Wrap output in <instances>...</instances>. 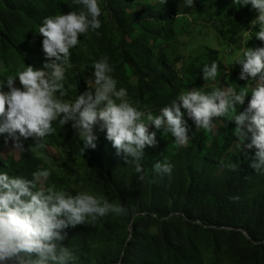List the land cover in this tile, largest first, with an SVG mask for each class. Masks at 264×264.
I'll use <instances>...</instances> for the list:
<instances>
[{
    "label": "rangeland",
    "instance_id": "374dc122",
    "mask_svg": "<svg viewBox=\"0 0 264 264\" xmlns=\"http://www.w3.org/2000/svg\"><path fill=\"white\" fill-rule=\"evenodd\" d=\"M112 1L113 10L101 0L100 35L86 33L78 37L80 44L72 50V67L65 74V87L76 85L77 94L87 88L85 81L90 78L92 62L106 55L114 66L112 75L118 81L117 86L125 87L133 101L157 114L159 108L175 98L181 90L198 88L203 84L205 91L210 90L200 73L203 65L213 60L218 65V86H226L228 78V82L244 87L246 81L238 79L240 66L233 63L234 57L242 46H264L254 36L257 28L251 29L253 33L245 32L249 31V22L255 17V10H251L250 6L235 7L232 0H193L192 7L185 6L184 0ZM161 5L167 7L161 8ZM77 9L78 6L73 5L71 0H0V81L21 69L23 63L40 67L44 60L41 49L43 37L36 30L43 18ZM143 10L159 12V24L153 20L144 21L142 25L131 22V15ZM230 10L236 11L230 13ZM10 14L13 18L7 19ZM130 59H134V67L127 63ZM14 85L19 86L18 81H14ZM76 91L75 88L69 89L67 98H74ZM248 99L246 96V107ZM214 119L218 123L211 131L205 130L202 141L205 148L200 156L215 161L217 176L228 171L230 168L227 165L234 163L235 157L240 154L249 160L250 166L255 153L254 148L247 147L250 139H245L237 148L240 142L233 135L234 122L225 118ZM187 123L192 133L183 147L192 146L204 131L196 130L190 119H187ZM149 130H153L151 125ZM96 136L95 149L85 148L81 154L83 142L66 124L46 138L47 149L31 151L40 160L37 169H50L48 182L72 193L88 190L110 202L120 203L105 184L99 166L91 158L92 152L100 144H109L112 150H117L105 139L103 131H97ZM4 139V136H0V158L3 161L10 158L18 160L21 153H14L13 141L9 138L4 146ZM159 139L170 143L156 153L151 159L152 164L157 161L175 163V155L182 147L174 144L170 134L162 136L160 131H156V140ZM22 143L29 147L31 138ZM180 153L187 154L185 151ZM256 172L257 180L248 189L249 201L258 204L256 217L262 218L254 240L241 228L224 226L216 229L175 214L174 210L183 201V194L171 191V180L164 199L155 198L161 207L164 205L168 208V214L162 218L147 216L146 209L151 205L153 195L150 188L143 185L141 204L134 207L129 215L109 214L95 222L69 228L67 242L65 239L63 246L78 250L90 264H121L129 249L135 257L132 260L134 264H142L136 258L138 253L148 263L176 264L163 243V232L167 230L174 240L183 245L191 264H214L217 261L223 264H264V172ZM164 221H167V225L162 227ZM80 228L86 242L78 248L77 230ZM259 244H262L261 247L257 246ZM72 264L80 263L72 261Z\"/></svg>",
    "mask_w": 264,
    "mask_h": 264
},
{
    "label": "clouds",
    "instance_id": "9594fccd",
    "mask_svg": "<svg viewBox=\"0 0 264 264\" xmlns=\"http://www.w3.org/2000/svg\"><path fill=\"white\" fill-rule=\"evenodd\" d=\"M71 3L78 9L45 16L36 30L43 37L41 66L23 63L21 69L0 81V136L5 143L9 138L13 141L14 153L24 152L22 141L29 138L32 143L27 151L47 149L46 138L68 124L83 142L81 154L85 148L95 149L96 132L103 131L117 154L122 153L125 164L142 173L144 149L157 143L156 131L162 136L170 134L174 144L183 147L192 133L187 119L196 130L211 131L218 123L214 118H225L234 122L233 135L240 142L237 148L250 139L247 147L255 149L250 167L264 172V46H242L234 57L233 63L240 66L238 79L246 81L244 87L228 82V78L226 86H218V65L213 60L205 63L200 73L210 90L205 91L204 84L181 90L153 114L133 101L125 87L117 86L114 66L106 55L92 62L85 91L77 94L76 85L65 87L72 50L80 44L78 37L86 33L99 36L102 15L101 0ZM184 4L192 7L193 0H184ZM232 4L255 10L245 32L257 28L254 36L264 43V0H232ZM71 88L76 94L67 98ZM246 96L247 107L240 111ZM227 166L237 168L232 162ZM152 169L170 175L172 165L157 161ZM49 176V168L36 169L31 178L0 170V264H72L73 251L60 243L67 237L66 229L109 214H129L122 203L88 190L69 192L48 182Z\"/></svg>",
    "mask_w": 264,
    "mask_h": 264
},
{
    "label": "trees",
    "instance_id": "16d2710c",
    "mask_svg": "<svg viewBox=\"0 0 264 264\" xmlns=\"http://www.w3.org/2000/svg\"><path fill=\"white\" fill-rule=\"evenodd\" d=\"M104 1L110 5L111 10L114 9L112 0ZM163 7L167 6L161 5V8ZM235 11L230 10V13H235ZM11 18L13 15L10 14L7 19ZM148 20H153L159 24L161 15L159 12L151 10H143L131 15V22L139 25ZM127 63L131 67L135 66L134 59H130ZM245 104L246 102L240 107V111L246 107ZM204 138L205 130L200 133L192 146L180 148L179 153L175 155L176 162L170 163L172 165L170 175L155 173L151 165V159L155 157L156 153L169 145L170 142L165 139L156 140L155 147H145L144 157L140 162L142 173H136L131 164L126 165L122 153L117 154V151L112 150L109 144H100L98 149L92 152L91 158L92 162L99 166L102 171L103 180L107 187L113 191L120 203L129 209V214L134 207L141 204L143 185L148 186L147 188H150L153 195L152 200H150L151 205L146 209L147 216L154 215L162 218L168 214V208L164 205L161 207L155 198L164 199L166 190L170 186L169 183L173 180L171 191L176 194H183V201L174 210L176 211L175 214L201 221L216 229L224 226L241 228L254 240L257 238V227L259 222H262V218L256 217L258 204L255 201H249L248 189L257 180L258 173L249 166V160L240 154L234 159V164L237 165L236 169H229L222 176H217L215 174L217 165L215 161L209 157L200 156L201 151L205 148L202 143ZM213 143H216V140H213ZM2 144L7 145L8 140L5 143L4 139ZM23 146L25 151L21 153L18 160L10 158L3 161L0 158V170L6 171L9 175H22L31 178V173L37 169L40 160L33 155L31 150L27 151V146ZM180 151H185L187 154H181ZM179 158L183 159L178 161ZM141 175H143V179L139 178ZM232 197H238V199H232ZM162 225V227L166 226L167 221H164ZM77 232L79 234L77 237L79 248L86 241L81 234L82 229H78ZM163 233L164 246L171 254L173 261L176 264H191L183 245L178 240H174L169 231L164 230ZM64 241L60 243L63 245ZM261 245L257 246L261 247ZM72 251L74 253L73 262L90 264L87 259H83L78 250L72 249ZM134 258L129 249L121 260V264H134L132 262ZM136 258L142 264H152V262L148 263L145 257H141L139 253ZM214 264L223 263L217 261Z\"/></svg>",
    "mask_w": 264,
    "mask_h": 264
}]
</instances>
